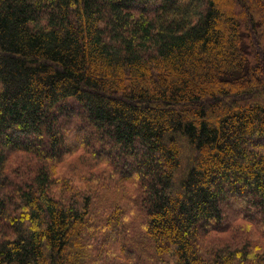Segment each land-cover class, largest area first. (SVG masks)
Here are the masks:
<instances>
[{
  "label": "trees",
  "instance_id": "1",
  "mask_svg": "<svg viewBox=\"0 0 264 264\" xmlns=\"http://www.w3.org/2000/svg\"><path fill=\"white\" fill-rule=\"evenodd\" d=\"M233 200L264 235V0H0V264H264Z\"/></svg>",
  "mask_w": 264,
  "mask_h": 264
},
{
  "label": "rangeland",
  "instance_id": "2",
  "mask_svg": "<svg viewBox=\"0 0 264 264\" xmlns=\"http://www.w3.org/2000/svg\"><path fill=\"white\" fill-rule=\"evenodd\" d=\"M72 107V106H71ZM78 115L74 114L73 118L68 120V123L72 124L75 120L77 121ZM80 126V125H79ZM83 144V143H81ZM87 157L84 150L79 151L74 156L66 158L62 163H60L57 166V178L68 180L70 179L69 173L71 170H78L81 168L85 163H87ZM21 156H14L11 160V167H13L14 170H17V166L21 164L22 162ZM91 169V168H90ZM105 169V170H104ZM94 172V177L90 181L91 187H93V191H97L98 199L96 208L100 209L102 207L108 208L110 207L112 203H118L122 205L121 211L124 213L122 216H127L126 212V202L125 199H128V197L137 198V194L139 193L138 186L135 183V186H132L131 184H128L126 182L122 183L120 181V185L118 188H115V191L113 192H107L104 191L101 187V182H99L100 176L103 175H109V170L105 168L104 164L96 165V167L92 168L90 171ZM8 173H11V168L8 170ZM91 177V176H90ZM70 195V194H69ZM111 200L113 201L112 203ZM234 201V200H233ZM112 206H114L112 204ZM239 210V211H238ZM230 212L234 213L230 217V222L234 224V228L236 229V232L234 233H228L222 236L223 243H233L235 237L237 236L235 242L236 244H239V260H243V256L248 255V257L253 260H264V235L261 232L262 222L260 218L249 209L246 208H239L237 209V202L234 201L232 203V208L230 209ZM229 213V212H228ZM123 218H118L116 221L118 223H121ZM131 225H137L140 223V219H130ZM229 225V224H228ZM227 225V226H228ZM263 228V227H262ZM239 229V233H238ZM238 233V235H237ZM208 246H211V244H208ZM244 251V253H243ZM99 262V261H98Z\"/></svg>",
  "mask_w": 264,
  "mask_h": 264
}]
</instances>
